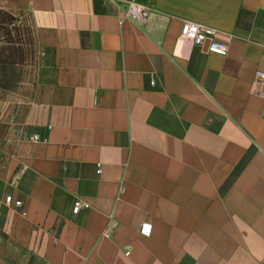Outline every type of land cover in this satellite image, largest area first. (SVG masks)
Returning <instances> with one entry per match:
<instances>
[{"label":"crops","instance_id":"crops-1","mask_svg":"<svg viewBox=\"0 0 264 264\" xmlns=\"http://www.w3.org/2000/svg\"><path fill=\"white\" fill-rule=\"evenodd\" d=\"M17 2L43 55L30 98L0 94V264H264V0H138L145 27L109 0Z\"/></svg>","mask_w":264,"mask_h":264},{"label":"rangeland","instance_id":"rangeland-1","mask_svg":"<svg viewBox=\"0 0 264 264\" xmlns=\"http://www.w3.org/2000/svg\"><path fill=\"white\" fill-rule=\"evenodd\" d=\"M0 8V94L3 99L30 98L39 85L42 51L27 19L11 7L17 0H2ZM14 10V9H12Z\"/></svg>","mask_w":264,"mask_h":264},{"label":"built area","instance_id":"built-area-1","mask_svg":"<svg viewBox=\"0 0 264 264\" xmlns=\"http://www.w3.org/2000/svg\"><path fill=\"white\" fill-rule=\"evenodd\" d=\"M114 2L115 4L122 7L124 10L125 18L133 21L136 25L140 27H145L149 21V11L148 8L138 2V0H109ZM216 30L201 25L199 23H195L192 21L184 20L182 21L180 27V37L185 40L187 43L192 45L193 47H205L208 53L218 55L224 57L227 55V45L216 39ZM255 76L264 82V71L257 70L255 72ZM150 85H154V80L150 81ZM31 140L37 141L38 137L33 136ZM101 173V165H96V174ZM4 202L8 205H12L15 209L21 208V201L12 199L11 196H6ZM89 209V204L85 203L81 200H75L71 213L73 215H78L80 211ZM24 214V213H23ZM150 225L142 224L139 227V233L143 236L150 235ZM109 232H105L102 235V238H109ZM125 255H129V250L125 251Z\"/></svg>","mask_w":264,"mask_h":264}]
</instances>
